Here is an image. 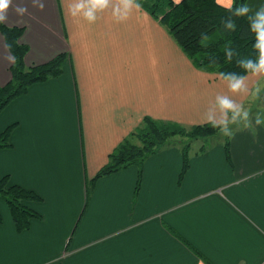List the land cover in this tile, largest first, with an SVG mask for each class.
<instances>
[{"label": "crops", "instance_id": "0c3cea01", "mask_svg": "<svg viewBox=\"0 0 264 264\" xmlns=\"http://www.w3.org/2000/svg\"><path fill=\"white\" fill-rule=\"evenodd\" d=\"M42 2L12 0L4 22L23 29L26 65L66 57L58 77L0 112V132L15 124L11 146L0 148V178L40 196L27 202L40 218L23 231L0 199V264L264 263V125L234 130L228 153L223 141L194 152L182 176L176 141L144 161L137 189L135 165L90 184L146 116L201 124L217 93L264 112V74H247L249 91L232 93L143 7L122 22L105 10L89 24L70 17L65 0ZM247 2L255 10L261 0ZM4 45L0 33V84L12 64Z\"/></svg>", "mask_w": 264, "mask_h": 264}, {"label": "trees", "instance_id": "16d2710c", "mask_svg": "<svg viewBox=\"0 0 264 264\" xmlns=\"http://www.w3.org/2000/svg\"><path fill=\"white\" fill-rule=\"evenodd\" d=\"M142 7L156 18L172 36L184 54L192 64L202 70L218 73L219 70L243 72L234 56L231 61H226L221 45L225 41H231L232 46L239 55H249L255 58L258 55L252 47L254 34L249 30L245 17H231L235 28L228 30L222 21L229 18L230 5L235 6L233 0L225 6L217 0H141ZM239 2V0H236ZM23 29L19 26L0 24V33L5 43L12 45L18 57L15 64L9 66L10 78L4 84H0V112L15 98L24 95L30 85L56 78L62 73V65L66 54L60 53L43 63L26 65L24 56L28 46L19 41ZM202 33L213 34V40L205 48L198 41ZM215 60V64H210ZM14 123L7 125L0 132V148L11 146L10 134ZM217 131L206 123L182 125L175 121L159 120L146 116L140 126L130 132L109 154L108 161L97 171L91 181L104 175L122 170L135 165L138 169L137 186L141 177L144 161L152 154L157 153L169 144L173 137H185L188 141L180 146L182 154V176L188 167V155L192 141L213 136ZM229 138H225V150L228 153ZM205 144L199 147L202 152ZM89 193V188L86 190ZM0 199L7 204L12 221L17 231H23L30 227L33 218H40V214L27 205L28 201H36L40 196L33 190L19 184L10 183L9 176L0 178ZM2 217L0 214V223Z\"/></svg>", "mask_w": 264, "mask_h": 264}, {"label": "clouds", "instance_id": "9594fccd", "mask_svg": "<svg viewBox=\"0 0 264 264\" xmlns=\"http://www.w3.org/2000/svg\"><path fill=\"white\" fill-rule=\"evenodd\" d=\"M11 3L12 0H0V24H3L7 19V9ZM33 3L40 8L44 7L42 0H33ZM65 3L70 17L81 18L89 24L94 23L99 14L105 10H110L114 21L122 22L127 20L134 11L142 8L141 0H65ZM233 3L235 6L230 5L229 18L222 22L226 29L231 30L235 28V23L231 17H245L248 21L249 30L254 34L252 47L257 50L258 55L255 58L249 55H239L231 41H225L221 45L225 60L231 61L234 56H238L236 63L244 71L219 70L218 76L226 82L230 92L244 94L249 91L246 83L247 74H264V0H261L260 5L255 10L252 9L247 0H239V2L233 0ZM15 11L18 15H23L27 12V7L23 4H17ZM212 40L213 34L202 33L198 43L206 48ZM4 46L8 49L7 60L15 64L18 57L12 51V45L5 43ZM210 64H215L217 69L220 68L215 60H211ZM261 92L262 89L256 87L252 90V96L259 99ZM203 122L215 129L218 134L231 138L235 134L234 125H243L247 128H251L253 125H264V112L256 111L253 113L250 107H245L231 95L217 93L203 116Z\"/></svg>", "mask_w": 264, "mask_h": 264}, {"label": "rangeland", "instance_id": "374dc122", "mask_svg": "<svg viewBox=\"0 0 264 264\" xmlns=\"http://www.w3.org/2000/svg\"><path fill=\"white\" fill-rule=\"evenodd\" d=\"M245 107H250L252 109V112L255 113L256 111H262L263 112V108L261 106H257L254 104L253 101H248L245 103ZM243 125H240V126H233L234 130L238 129V128H242ZM254 127V126H253ZM225 138L224 136L218 134V132L213 135V136H210V137H206L204 139H197L195 141H192L191 142V150H189V155L188 157L190 158L192 155H194V152H197V153H200V151L198 150V147L202 146L203 144H205L206 147L208 146H215L219 141H223L224 144H225ZM230 140V138H229ZM178 142V144L181 146L183 145L182 143L183 142H186L188 141L187 138L185 137H179V136H176V137H173L172 139H170L169 142Z\"/></svg>", "mask_w": 264, "mask_h": 264}, {"label": "built area", "instance_id": "2783aa9c", "mask_svg": "<svg viewBox=\"0 0 264 264\" xmlns=\"http://www.w3.org/2000/svg\"><path fill=\"white\" fill-rule=\"evenodd\" d=\"M262 264H264V263H262Z\"/></svg>", "mask_w": 264, "mask_h": 264}]
</instances>
